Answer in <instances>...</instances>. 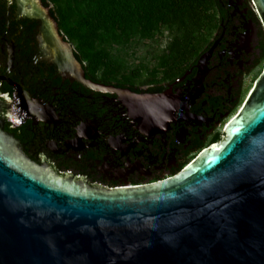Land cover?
<instances>
[{"label":"water","instance_id":"95a60500","mask_svg":"<svg viewBox=\"0 0 264 264\" xmlns=\"http://www.w3.org/2000/svg\"><path fill=\"white\" fill-rule=\"evenodd\" d=\"M14 1L18 17L40 22V54L63 77L116 92L135 113L147 102L163 107L162 96L87 79L52 5ZM251 1L264 28V0ZM210 53L203 54L202 70ZM0 80L18 98L13 105L5 96L9 124L20 126L23 111L39 114L21 84L6 75ZM2 126L0 120V264H264V67L225 124L223 139L154 183L109 190L79 186L27 158Z\"/></svg>","mask_w":264,"mask_h":264},{"label":"flooded vegetation","instance_id":"af4514ba","mask_svg":"<svg viewBox=\"0 0 264 264\" xmlns=\"http://www.w3.org/2000/svg\"><path fill=\"white\" fill-rule=\"evenodd\" d=\"M229 7L208 49L174 78L130 85L85 73L97 84L164 99L162 108L147 102L135 113L124 96L63 77L40 54V22L18 17L14 0H0V75L21 84L33 101L31 109L39 113L32 117L23 111L20 126L9 124L5 96L13 105L18 98L15 88L0 80L3 131L38 166L50 167L87 189L144 185L175 175L202 149L223 139L225 124L243 105L244 77L264 58L263 30L250 3L230 0ZM255 27L259 31L254 32ZM209 50L202 70L203 54Z\"/></svg>","mask_w":264,"mask_h":264},{"label":"trees","instance_id":"16d2710c","mask_svg":"<svg viewBox=\"0 0 264 264\" xmlns=\"http://www.w3.org/2000/svg\"><path fill=\"white\" fill-rule=\"evenodd\" d=\"M230 0H43L59 30L72 44L86 76L136 85L141 76L182 74L211 45L210 30L221 31ZM250 3V0H246ZM162 27L176 30L173 41L150 67L123 72L126 65L115 51L133 40L153 39ZM211 35V34H210ZM264 48V43H263Z\"/></svg>","mask_w":264,"mask_h":264},{"label":"rangeland","instance_id":"374dc122","mask_svg":"<svg viewBox=\"0 0 264 264\" xmlns=\"http://www.w3.org/2000/svg\"><path fill=\"white\" fill-rule=\"evenodd\" d=\"M250 7L253 9L254 14L257 16L258 22L261 25V29L263 30V37H264V28L261 23V20L255 10V7L250 0ZM211 31V35L209 36L206 34L208 40H212L215 36L216 31ZM177 33L176 30H171L166 27H162L161 31L158 32L153 39H144L139 40L135 39L127 46L121 47L115 51V54L118 52L119 57H122L123 61L125 62L126 68L123 72L128 73L132 68L139 67L141 65H146L151 68L152 65L156 63L155 55H158L161 51L167 49V45L171 43L174 39V35ZM264 67V58L260 60L257 66L251 71L246 77L243 79L242 84V93L240 98V104L244 103L245 99L247 98L249 92L251 91L254 81L256 77L260 74L261 70ZM164 75V71L160 68L157 77H161ZM140 84L145 83L148 81V77L146 74L141 76ZM240 106V105H239ZM238 106V107H239ZM238 107L235 109L237 110ZM223 124V123H222ZM220 131H223V125L220 127Z\"/></svg>","mask_w":264,"mask_h":264},{"label":"built area","instance_id":"2783aa9c","mask_svg":"<svg viewBox=\"0 0 264 264\" xmlns=\"http://www.w3.org/2000/svg\"><path fill=\"white\" fill-rule=\"evenodd\" d=\"M10 118L15 124H19V121L14 116L11 115Z\"/></svg>","mask_w":264,"mask_h":264}]
</instances>
